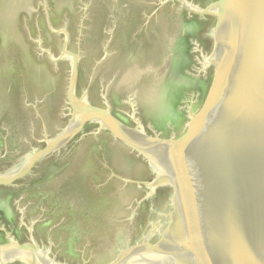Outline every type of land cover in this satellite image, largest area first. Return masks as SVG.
<instances>
[{
    "label": "water",
    "instance_id": "obj_1",
    "mask_svg": "<svg viewBox=\"0 0 264 264\" xmlns=\"http://www.w3.org/2000/svg\"><path fill=\"white\" fill-rule=\"evenodd\" d=\"M205 1L59 0L58 9L46 0L38 39L47 82L28 75L33 95L23 92L27 72L4 71L0 55V102H15L20 115L11 118L9 106L0 135L6 143L20 133V155L39 157L7 180L59 148L63 169L46 182L69 181L57 187L60 195L71 187L79 216L66 197L45 193L39 203L48 210L67 205L57 226L46 219L48 236L70 215L74 229L82 220L94 264H264V0ZM16 3L0 12L11 41L4 54L16 48ZM144 30L149 57L140 49ZM195 91L199 99L184 97L182 135L152 128L174 131L175 101ZM49 106L53 132L41 128ZM134 156L146 176L145 165L131 168Z\"/></svg>",
    "mask_w": 264,
    "mask_h": 264
},
{
    "label": "rangeland",
    "instance_id": "obj_2",
    "mask_svg": "<svg viewBox=\"0 0 264 264\" xmlns=\"http://www.w3.org/2000/svg\"><path fill=\"white\" fill-rule=\"evenodd\" d=\"M30 1H31V3H33L34 12L32 13L33 10L31 12L25 11V10H24V12H22L23 10H20L19 14H17V19L19 17V20H18L19 22L17 24L16 31H20L19 33H21L20 34V40L22 41V44H21L22 46L20 47V44H18V40L19 39H16V40L12 41V43L15 44L16 48L20 47L19 49H20L21 52L18 49H16V48L15 49H10L12 54H8L7 61H6V58H1L2 59L1 66L6 67L7 70H9V71L12 70L15 74H20V71L23 72V74H24V72L25 73L27 72L26 73V75H27L26 83L27 84H26V88L23 90V92L27 93V95L28 94L29 95H33V94L37 93L36 91L33 92L34 88L32 87V85L29 87V80L30 79L28 78L29 77L28 75L31 74L33 76V78L35 79L36 76H34V75H37V77H39V75H40L39 73H41V75H42L41 78L44 79L47 82L46 76H45V66H43V65H45L44 64V51H43L44 39H42V40L40 38L38 39V35H40V32L43 35V31H44L43 29H44V26H45L46 0H30ZM35 2H38V5H39L38 11L36 10L37 7H35V5H34ZM39 2H41V4H39ZM4 35H5L4 33L0 32V50L2 49V47L6 46V45L9 46V44H7V43L11 42L8 39L6 40V37ZM18 37H19V35H18ZM38 41H39V44H38ZM10 45H11V43H10ZM7 50H8V48H7ZM11 52H9V53H11ZM0 55L2 57H6V55H4V54L2 55V53ZM40 63H42L43 65L40 66ZM6 101H7V99H6ZM7 103H8V107L10 106V107H12V108H14L16 110V107L13 106V104L15 102L7 101ZM49 110L51 111V115L52 116H50V118H49V116H46L47 119L44 116L45 124L44 125L40 124V125H41V128L44 127V129L47 132L48 131L49 132H53V130L50 129L51 127L55 126L52 107L49 106ZM43 111L45 113V110H43ZM27 120H28V118H27ZM23 122H24V124L27 123L25 118H23ZM7 127H9V125ZM35 127H36V123H35V121L33 119L32 122H31V125H30L29 133H27V135H26L27 140H28V141H26V143L27 142L29 143V141L34 138V136H35L34 135L35 134ZM36 129H37V127H36ZM52 135L53 134H51V136ZM20 140H21L20 133H18L17 137L15 138V140H13L11 142L8 141V142L5 143L4 134L1 133V135H0V143H1V141H2V143L0 144V146H2V144L4 142L5 148L9 147V149L7 148L5 151H3V155H4L3 158L4 159L8 158V157L12 158L13 156H15V154H18V150L15 151L17 148L13 147L14 149H12L10 146H12V145H18L19 146V141ZM53 144H58L57 140ZM51 156H53V153L45 155V156L41 157L39 160L44 159V158H48V157H51ZM20 157H21V159H24V161H22L20 163L21 164L20 167L18 169H16V170H14V169L9 170L7 172V176L13 175L14 172H16L17 170L24 169L25 166L30 165L32 161H34L36 158H39L38 156H35V155L31 156V154H27V153L23 154V155H20ZM1 162H2V160L0 159V163ZM4 162L7 163L6 160H4ZM44 168H46V169H44ZM44 168H41L40 170H42V171H39V172L35 173V175H34L36 178H39L40 176H42L38 180L39 183H45L47 181L46 180L47 176H48L47 173H49L51 171L50 170L51 168H49V167H44ZM55 168L56 169H63L62 162L59 161L58 166H56ZM56 169H54V171H56ZM56 179H58V178H56ZM1 180H2V178L0 179V185L1 186H2V184L3 185L6 184L5 182L1 183ZM34 180H35V178H34ZM28 185H29V188L32 189L33 183H29L28 182ZM57 186H59V184ZM40 187L42 188V191H43L45 188H47V185L43 184L42 186L40 185ZM36 188L37 187L35 185V189ZM48 189H45V190H48ZM3 192L4 191L2 190L1 193H0V197L2 196L1 198L4 199V201L2 203L1 202V198H0V206H1L0 207L1 208L0 209V214H2V212H4L7 215H10V216L13 215V217H11V218L10 217H7V219L3 218V221H1V225H3V228H5V229L12 228V226H11L12 224L11 223L12 222H16L17 219H18L17 223L19 222V227H22L24 230H26V228H27L26 226L27 225L28 226L33 225V227H32L33 231H30V230H29V232H27L28 230L27 231H22L21 232L22 234L19 235V236L16 235L14 232L12 233L11 231L10 232L8 231L9 234H8V232L5 233V234L9 238L10 241L8 240V241H5V242H0V246L6 245L4 248H6L7 251H10V250L14 251V253L19 256L21 253H25V251L27 250V249L25 250L24 248H22V246H19V244H21V241H20L19 238L22 237V235L23 236H27L28 238L32 236L33 243L36 245V251H38L39 249H42V250H39L38 253H39L40 257L42 258V259H40L41 260L40 262L43 263V264H71V263H78V262H74V260L75 259L79 260L80 253L86 255V257H84L85 258V260H84L85 264H94L92 253H91V248H90V243H89L88 246L85 243L87 240L89 242V239H88V236H85L87 233H86V230H85V227H84V224H83L82 220H80V224L78 225V226H82V227L78 228V234L76 236L78 242L76 243V245H74L76 248L74 247V249H73L74 252L73 253L69 251L68 246H66V245L64 246V238H65V236H68V234H69V233H67V231H64L66 233V235H65V233H59L60 236H57L58 233L55 232L56 228H53L54 229L53 233H56L55 237H56V239L58 238V241H55V242L52 241L53 244L51 246H49L47 244V241L44 240V237H43V234H42V230L37 232V233H36V230L37 229H43V228H49L48 226H49L50 223L46 219L53 218L55 216H57L59 218H61V217H65L66 218V216L65 215H62V216L61 215H56V214H58V213H56V210H55V213L52 210H48L42 203H39L35 199V197L33 195L35 193H31L30 194V193H28L26 191V189L24 191L21 190L22 193L20 192V193L17 194V196H19V197L16 200H11L10 198L5 200V193L2 194ZM57 192H58L57 190H55V192H54L50 188L47 191V194L51 193L52 196H53ZM26 193H28L29 195H27ZM62 196H65V194L62 195ZM29 200L31 202H29ZM42 209H43V212H44L43 214L41 213ZM72 213H73V209H72ZM40 217H42V218H40ZM57 217L53 218L54 220L52 221V224H51L50 228L52 226H57V225H55V224L58 223V220H57L58 218ZM27 219L30 220V221H28ZM65 227H66V224H64L62 228H65ZM0 229H2V227ZM58 230H59V228L57 229V231ZM60 232H63V231H60ZM0 233L2 235H4L3 231H0ZM11 233H12V235H11ZM73 234L74 233L72 232L70 235H73ZM51 237L52 236H50V238ZM60 238H61V240H60ZM60 243H61V245H60ZM1 244H4V245H1ZM13 244H15V245H13ZM14 247H16V248H14ZM18 248H20V249H18ZM6 249H2L1 251L6 250ZM21 249H22V251L23 250L24 251L22 252ZM27 251H26V253H28ZM30 252L34 253L35 250L33 252L30 250ZM70 253L72 254V256L70 255ZM22 255H26V254H22ZM4 259H5V257L3 255L0 256V261H2ZM17 263L18 264H35V263L27 262V261L22 262V260H20L19 257H16V256H14L13 258L12 257L7 258L6 262L4 260V264H17Z\"/></svg>",
    "mask_w": 264,
    "mask_h": 264
},
{
    "label": "flooded vegetation",
    "instance_id": "obj_3",
    "mask_svg": "<svg viewBox=\"0 0 264 264\" xmlns=\"http://www.w3.org/2000/svg\"><path fill=\"white\" fill-rule=\"evenodd\" d=\"M17 1V3L15 4V9H16V11H17V14H19V12H20V10H23L22 12H24V10L25 11H29V12H31L32 10V13L34 12V8H33V3H31V1L30 0H16ZM55 1V5H56V7L58 8V3H57V1H59V0H54ZM202 2H200L199 0H196V2H199L198 4L200 5V3L201 4H203V6H206L207 5V2L205 1V0H201ZM34 5H35V7H36V4L34 3ZM13 6H14V0H0V12H3V11H7L8 9H12L13 8ZM200 6H202V5H200ZM56 8V9H57ZM59 9V8H58ZM57 12L59 13L60 11H58L57 10ZM19 20V17H18V19H17V16H16V27H17V24H18V21ZM131 22H133L134 23V21H131ZM130 22V23H131ZM185 23V25L187 24V25H191V24H193V23H195V22H198L197 20H192V19H189V20H187V19H185V21H184ZM129 23V24H130ZM130 28H133V26H130ZM3 29H2V26H0V32L2 31ZM16 31V30H15ZM20 31H16L14 34V36H15V39H19L18 40V44H20V47L22 46L21 44H22V41L20 40V34L21 33H19ZM146 32H147V30H144L142 33H140V35L142 34V39H144V40H142V43H141V45H140V49H141V51H143V52H146V54H147V56L149 57V54H150V51H149V44H148V42H146ZM187 32H190L189 30H187ZM2 33H3V31H2ZM191 34V33H190ZM18 35H19V37H18ZM140 38V39H141ZM191 38H192V40H193V38H194V35H191ZM45 39H48V40H52L51 38H50V36H48V35H46L45 36ZM187 39L186 38H184V37H182V39L180 40V42L178 41L177 43L178 44H182V48L184 47V48H186V43L185 42H187L186 41ZM193 41H195V40H193ZM188 43V42H187ZM125 44L126 45H128V48L126 49L125 47H124V49L125 50H130V49H133L134 48V46L132 45L133 44V42H132V40H129V39H127V41L125 42ZM19 47V46H18ZM19 47V48H20ZM19 48H17L19 51H20V49ZM2 50V53L4 54V50L3 49H1ZM23 50V49H22ZM21 52V51H20ZM2 54V55H3ZM4 55H6V57H2L1 56V58H6V61H7V56H8V52H7V54L5 53ZM194 55V51H192V54H190V56H192V57H194L193 56ZM195 58V57H194ZM194 58H192V60L194 59ZM191 60V61H192ZM191 61L190 62H187V64H186V67H187V69H189L190 68V66H191ZM171 65H172V63H171ZM170 65V66H171ZM2 68H3V70L4 71H6L7 70V68L6 67H4V66H2ZM183 70H185V72H187V70L186 69H183ZM7 72H8V70H7ZM182 72V71H181ZM180 72V73H181ZM193 95L192 96V98L193 97H195L196 99L198 98L199 99V97L201 96V93H200V91L199 92H197V91H195V94H193L192 92H190L189 94H186L185 96L181 93L180 95H179V98L175 101V105H174V110H173V115H172V121H174V126H175V129H174V131H168V127H165L164 125H157L156 123H154V122H152L153 124H152V128L155 130V131H157L160 135H162L163 137H165V138H168L166 135H167V133H170L171 132V134L172 133H174L175 135L176 134H180V135H182L183 134V131H184V128H182L183 126H182V120H181V115L183 114V117H184V119H186V112H184L183 110H182V107H183V105L184 104H186L187 102H190L189 100L187 101L186 99H184V97L186 98V97H189L190 95ZM197 95V96H196ZM92 96H93V91H92ZM184 99V101H182ZM141 115H142V113H141ZM171 121V122H172ZM186 121V120H185ZM149 130V129H148ZM76 150V149H75ZM74 149H72L71 150V153L73 152V151H75ZM75 153V152H74ZM130 162H131V168L132 169H136L138 166V164H140V165H145L146 166V171H144L143 172V174H144V176H146V173H147V170H148V166H147V164H145V162L142 160V159H140V158H138L137 156H134V157H132L131 158V160H130ZM132 179H134V180H138L139 178H138V176L137 175H133L132 177H131ZM68 182V181H67ZM69 183V182H68ZM33 187H34V192L33 193H35V194H33L34 195V197H35V199L39 202V200H41L42 198H45V196H44V194L45 193H47L46 192V190L44 189L42 192H40V193H37L36 191L37 190H35V184H33L32 185ZM28 189V188H27ZM65 189H68L67 191L70 193V191L72 192V190H71V187L70 188H65ZM64 190V189H63ZM86 192H87V188H86V190H85ZM109 191V190H108ZM111 191L113 192L114 191V189L112 190L111 189ZM84 192V191H83ZM110 192V191H109ZM41 193L43 194V195H41ZM85 193V192H84ZM61 193L59 192V194H58V192L55 194V198H57V197H59V198H61V196L63 195H60ZM62 198H63V196H62ZM38 205V204H37ZM53 206V205H52ZM40 207V206H39ZM67 208V205H66V203L65 202H58L57 204H55L54 205V207H53V209H52V211L55 213V210H56V213H58V214H56V215H62L63 214V211L65 210ZM82 208H83V206H82ZM65 213V212H64ZM79 213L77 212V211H75V212H73V216H79L78 215ZM55 216V215H54ZM71 216V215H70ZM70 216H69V221L66 223V227L65 228H63V229H59L58 230V235L57 236H60V234L59 233H65L64 231H67V233H69L68 234V236H65V238H64V246L66 245V246H68V249H69V251L70 252H74L73 251V249H74V245H76V243L78 242V240H77V238H76V236H77V234H78V228H75L74 229V227H73V221H72V218L70 219ZM55 217H57V216H55ZM55 217H53V218H55ZM17 221H18V219H17ZM17 221L16 222H12L11 224V226L13 227V228H7L6 229V231H5V228H3L2 227V229H0V231H3L4 232V235H2L1 233H0V242H5V241H8L9 240V238L6 236V232H14L16 235H21L22 233V231H27L28 229L26 228V230H24L22 227H19V222L17 223ZM13 229V230H12ZM42 230V234H43V237H44V240L45 241H47V244H48V241H49V239L51 240V241H58V238L56 239V234H54L53 232H52V239L51 238H49L48 237V228H43V229H37L36 230V233L37 232H39V231H41ZM60 231H63V232H60ZM27 232H29V230L27 231ZM76 233V234H73V235H70L71 233ZM12 233H11V235H12ZM9 234V233H8ZM62 235V234H61ZM65 235H66V233H65ZM8 238V239H7ZM31 238H32V236L31 237H27V236H23L22 235V237H20L19 239H20V241H21V244L23 243V242H27V243H30V240H31ZM35 240V239H34ZM74 243V244H73ZM21 244H19V246H22ZM31 251H34L35 249H34V247H31ZM34 249V250H33ZM36 251V250H35ZM70 255L72 256V254L70 253ZM84 257H86V255L85 254H81L80 253V258H79V260L77 259H75L74 260V262H81L82 260H83V258Z\"/></svg>",
    "mask_w": 264,
    "mask_h": 264
},
{
    "label": "bare ground",
    "instance_id": "obj_4",
    "mask_svg": "<svg viewBox=\"0 0 264 264\" xmlns=\"http://www.w3.org/2000/svg\"><path fill=\"white\" fill-rule=\"evenodd\" d=\"M14 114V115H13ZM16 114V115H15ZM8 115H9V112H8V103H7V101H6V103H4V104H2V101L0 102V117H1V119H2V121L0 120V130L1 129H6V127L8 126V124L5 122V120L7 119V117H8ZM15 116H19L20 117V115L18 114V112L13 108V109H11V111H10V117L11 118H13V117H15ZM19 120H21V119H19ZM51 130H55V126L54 127H51L50 128ZM22 142V139L19 141V146H17V145H12V146H10L12 149H14V148H17L15 151H17L18 150V154H15V156H13L12 158H10V157H8V158H3V157H1L0 159L2 160V162L0 163V179L2 178V180H1V183H3V182H5L6 184H2V186L0 185V193H1V191L3 190L4 192L2 193V194H4L5 193V200H7L8 198H10L11 200H16L19 196H17V194L18 193H20L21 192V190L22 191H24L25 189H26V191L28 192V193H33L34 192V188L33 189H31V188H29V185H28V182L29 183H33V184H35L36 185V189L35 190H37L36 192L37 193H40V192H42V188L40 187V185L42 186L43 184L44 185H47V187L48 188H51L52 189V191H54L55 192V190H57L58 192H60V189L59 188H57V185H58V183L57 182H59L60 184L59 185H64V184H66V183H68L67 181H57V180H59V178L58 179H55L56 181H54V182H52V183H47V182H45V183H39V179L42 177V176H40L39 178H36L34 175H35V173H37V172H39V171H42V170H40L41 168H44V167H49V168H51L50 170L52 171H54V169H56L55 167L56 166H58V164H59V161H61V157H60V152H59V149H56L55 150V152L53 153V156H51V157H48V158H44V159H41L40 161H38V162H36L35 164H34V166L33 167H31V169H29V171H27L22 177H20V178H17V179H15V180H7V177H9V176H7V172L9 171V170H11V169H14V170H16V169H18L19 167H20V163L22 162V161H24V159H21V157H20V153H19V149L21 148V143ZM1 143H2V141H1ZM0 143V144H1ZM28 143V142H27ZM4 145V142H3V144H2V146ZM1 147V146H0ZM14 147V148H13ZM8 149H9V147H7ZM6 148V149H7ZM1 149V148H0ZM9 151V150H8ZM60 158V159H59ZM4 160H6L7 161V163H5L4 162ZM62 162V161H61ZM25 167H27V166H25ZM28 168V167H27ZM44 169H46V168H44ZM2 175V176H1ZM34 178H35V180H34ZM35 181V182H34ZM50 184V185H49ZM28 188V189H27ZM32 190V191H31ZM68 189H66L65 190V192L68 194L69 192L67 191ZM17 191V192H16ZM15 192V193H14ZM71 192V191H70ZM22 193V192H21ZM28 193H26L27 195H29ZM72 193V192H71ZM16 196H15V195ZM65 195V196H63V198H65V201L66 202H68L70 205H71V209H73V212L74 211H76V207H78L77 206V203H76V199H74V198H72V196H69V195ZM55 195V194H54ZM7 196V197H6ZM2 197V196H1ZM0 197V198H1ZM56 199V198H55ZM54 199V200H55ZM3 201H4V199L3 198H1V202L3 203ZM19 201V200H18ZM29 202H31L30 200H29ZM17 203V202H16ZM1 207V206H0ZM11 208V207H10ZM1 209V208H0ZM7 211V210H6ZM45 211V210H44ZM7 217H13V215L12 216H10V215H7L6 213H4V212H2V214H0V228L1 227H3V225H1V221H3V218H6L7 219ZM20 217V216H19ZM32 217V216H31ZM48 218V217H47ZM39 219V218H38ZM28 220V219H27ZM28 221H30V220H28ZM33 221V220H32ZM34 223V222H33ZM40 223V222H39ZM55 225H57V224H55ZM28 226V225H27ZM82 227V226H81ZM13 228V227H12ZM13 230V229H12ZM5 231H6V229H5ZM55 232L57 233L58 231H57V229L55 230ZM7 233V232H6ZM9 233V232H8ZM56 233H54V234H56ZM41 234V233H40ZM85 236H87V234L85 235ZM14 237V236H13ZM49 237V236H48ZM87 238V237H86ZM8 239V238H7ZM52 239V238H51ZM60 240H61V238H60ZM10 241V240H9ZM82 241V240H81ZM80 241V242H81ZM55 242V241H54ZM83 242V241H82ZM87 242H88V240H87ZM13 243V242H12ZM39 243V242H38ZM89 243V242H88ZM74 244V243H73ZM1 245H4V244H1ZM9 245V244H8ZM13 245H15V244H13ZM18 245V244H17ZM22 248H24L25 250L27 249L28 251H30L29 249H31V247H34V249L36 250V245L33 243V242H31V244H29V243H27V242H23L22 244ZM60 245H61V243H60ZM80 245V244H79ZM6 245H4V246H0V256H4L5 257V262H6V259L7 258H9V257H14V256H16V257H19V259L20 260H22V262H25V261H27V262H31V263H35V264H43V263H41L40 261V259H42L41 257H40V255H39V253H38V251L39 250H42V249H39L38 251H35L34 253H31V252H28L27 250V252L28 253H26V251H25V253H21L19 256L18 255H16L15 253H14V251H7V249L6 248H4ZM42 247V246H41ZM75 247V246H74ZM14 248H16V247H14ZM76 248V247H75ZM2 249H6V250H3V251H1ZM18 249H20V248H18ZM33 249V250H34ZM32 250V249H31ZM79 250V249H78ZM83 250V249H82ZM19 251V250H18ZM21 251H22V249H21ZM24 251V250H23ZM22 251V252H23ZM33 252V251H32ZM37 252V253H36ZM22 254H26V255H22ZM22 255V256H21ZM2 258V257H1ZM4 260H2V261H0V264H4ZM18 264V263H17Z\"/></svg>",
    "mask_w": 264,
    "mask_h": 264
}]
</instances>
